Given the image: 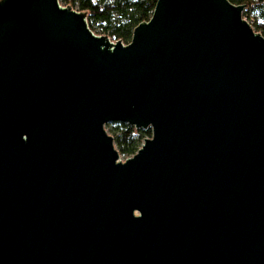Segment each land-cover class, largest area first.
<instances>
[{"label":"water","instance_id":"water-1","mask_svg":"<svg viewBox=\"0 0 264 264\" xmlns=\"http://www.w3.org/2000/svg\"><path fill=\"white\" fill-rule=\"evenodd\" d=\"M157 0L131 41L0 0V264H264V36ZM110 122L151 128L125 161Z\"/></svg>","mask_w":264,"mask_h":264},{"label":"trees","instance_id":"trees-1","mask_svg":"<svg viewBox=\"0 0 264 264\" xmlns=\"http://www.w3.org/2000/svg\"><path fill=\"white\" fill-rule=\"evenodd\" d=\"M234 4H244L245 15L256 14L264 20V0H230ZM157 0H115L112 2H95L94 0H66V6L77 8L87 13L89 27L99 22L105 33L113 39L124 43L131 41L134 28L141 22L150 19ZM264 36V23L257 25ZM114 140L122 154L132 156L142 146L147 136L151 137V129L135 128L124 122H111Z\"/></svg>","mask_w":264,"mask_h":264},{"label":"rangeland","instance_id":"rangeland-1","mask_svg":"<svg viewBox=\"0 0 264 264\" xmlns=\"http://www.w3.org/2000/svg\"><path fill=\"white\" fill-rule=\"evenodd\" d=\"M95 2H105V1H109V2H112V1H115V0H94ZM75 10H77V8H74ZM243 18H245L251 25L252 27L254 28L255 31L261 33V31H259L258 29L260 28H257V25L259 23H264V20H260L259 17L256 15V14H251L250 16L249 15H243ZM93 32L96 34V35H108L107 33L104 32L103 30V27L102 25L97 22L93 25ZM109 36V35H108ZM110 40L113 41V42H116L117 40L116 39H113L111 36H109ZM126 44V43H125ZM115 125L114 124H111L110 123H107L105 125V129L107 130V132L114 136L113 134H115L113 132V129H114ZM147 129V128H145ZM151 129V128H150ZM152 131V130H151ZM151 136H152V133H151ZM150 137V136H147V138ZM144 142V141H143ZM143 144V143H142ZM115 147L119 150L118 146L116 145L115 143ZM131 156H128V155H125V154H122L120 151H119V160L120 161H125L127 158H129Z\"/></svg>","mask_w":264,"mask_h":264},{"label":"built area","instance_id":"built-area-1","mask_svg":"<svg viewBox=\"0 0 264 264\" xmlns=\"http://www.w3.org/2000/svg\"><path fill=\"white\" fill-rule=\"evenodd\" d=\"M246 11H247V8L245 7V8H244V11H243V15L245 14Z\"/></svg>","mask_w":264,"mask_h":264}]
</instances>
